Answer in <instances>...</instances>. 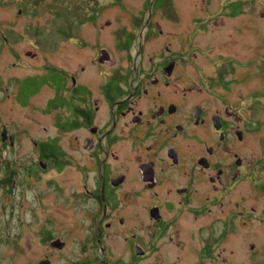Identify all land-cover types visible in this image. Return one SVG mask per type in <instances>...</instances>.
<instances>
[{"label": "flooded vegetation", "instance_id": "1", "mask_svg": "<svg viewBox=\"0 0 264 264\" xmlns=\"http://www.w3.org/2000/svg\"><path fill=\"white\" fill-rule=\"evenodd\" d=\"M190 1L143 0L134 12L93 2L41 44L39 0H0V91L20 111L0 118V185L33 188L41 211L81 214L66 227L81 236L42 237L36 264L63 252L70 264H232L224 244L233 218L247 222L248 179L261 190L259 126L219 76L203 75L198 36L224 17L255 30L264 12L220 2L217 20L211 0Z\"/></svg>", "mask_w": 264, "mask_h": 264}, {"label": "rangeland", "instance_id": "2", "mask_svg": "<svg viewBox=\"0 0 264 264\" xmlns=\"http://www.w3.org/2000/svg\"><path fill=\"white\" fill-rule=\"evenodd\" d=\"M108 1L39 0L37 18L41 44L50 42L52 37L58 39L60 35L57 29H63L66 22L73 24L76 22L73 18L69 20L70 16L67 15L84 12L85 6L90 3ZM142 1L118 0L117 3L126 6L127 11L123 12H134L141 7ZM193 1L191 0L190 3ZM226 1L234 2V0H211L210 11L217 16V20L221 17H218V14H221L220 9L218 11V3ZM240 1L245 9L243 12L248 17H259L264 12V0ZM7 14L0 11V18ZM189 18V12L181 11V24L176 28H187L190 23ZM258 22L255 30L250 29L246 24L236 28L237 23L227 20L226 17L216 25L207 26L206 32L198 36L199 46L203 48L206 56L200 55L197 64L203 75L219 76L223 83H226L225 94L232 107L237 109L247 107V118L258 124L252 142L255 147V157L262 161V165L255 169L254 182L261 184L264 183V19ZM205 45L208 47H204ZM2 96L0 91L1 120L4 122L10 115L19 118L20 111L14 110L10 113L6 103L2 101ZM31 134L36 135L35 132ZM28 150L30 148L27 146L25 151ZM9 157L12 158L11 160H17L13 152ZM0 178H2L1 162ZM247 190L253 194L248 198L247 222L241 224L238 218H233L224 245L231 251L232 264H237L241 259L245 264H264V191L256 189L255 192L250 179ZM35 198V191L31 187L21 188L12 194L9 186L0 185V264H36L48 249V246L42 243V237L62 236V231L67 233L66 237L81 236L82 229L75 225L76 220L81 219L79 209L74 212L72 208L67 207L55 211V208L50 206L45 211H41L35 204ZM71 222L75 223L69 233L66 227H71L68 226ZM252 244L253 248H250ZM62 254L53 257L54 264H70L71 259L75 257L66 252ZM147 261H141L139 264H146Z\"/></svg>", "mask_w": 264, "mask_h": 264}, {"label": "water", "instance_id": "3", "mask_svg": "<svg viewBox=\"0 0 264 264\" xmlns=\"http://www.w3.org/2000/svg\"><path fill=\"white\" fill-rule=\"evenodd\" d=\"M56 243L57 241L54 240L53 242H51V245H57ZM46 263H47L46 261H40L38 264H46Z\"/></svg>", "mask_w": 264, "mask_h": 264}, {"label": "trees", "instance_id": "4", "mask_svg": "<svg viewBox=\"0 0 264 264\" xmlns=\"http://www.w3.org/2000/svg\"><path fill=\"white\" fill-rule=\"evenodd\" d=\"M261 191L263 190L264 191V183H261Z\"/></svg>", "mask_w": 264, "mask_h": 264}]
</instances>
